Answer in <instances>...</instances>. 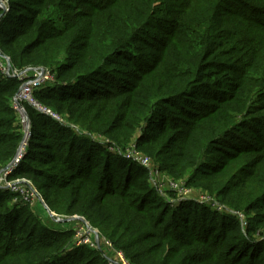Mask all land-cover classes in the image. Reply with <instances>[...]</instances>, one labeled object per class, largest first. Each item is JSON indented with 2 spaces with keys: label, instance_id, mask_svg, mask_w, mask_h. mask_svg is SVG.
<instances>
[{
  "label": "trees",
  "instance_id": "trees-1",
  "mask_svg": "<svg viewBox=\"0 0 264 264\" xmlns=\"http://www.w3.org/2000/svg\"><path fill=\"white\" fill-rule=\"evenodd\" d=\"M0 1V51L13 68H48L63 54L34 98L68 123L25 104L30 137L9 181H30L51 211L82 217L129 264H264V242L248 236L264 234V215L245 234L234 216L194 201L173 207L124 151L139 132L134 149L161 171L189 170V183L237 162L235 179L258 187L245 211L264 206V0ZM18 87L0 72V170L22 140ZM70 125L115 135L122 149ZM204 190L232 208L230 190ZM15 197L0 189V264H108L105 249L74 245Z\"/></svg>",
  "mask_w": 264,
  "mask_h": 264
},
{
  "label": "rangeland",
  "instance_id": "rangeland-1",
  "mask_svg": "<svg viewBox=\"0 0 264 264\" xmlns=\"http://www.w3.org/2000/svg\"><path fill=\"white\" fill-rule=\"evenodd\" d=\"M0 55L6 56L10 59V56L5 52L4 53L1 52ZM62 59H63V54L59 53L57 60H55L51 65L48 66V68L51 69V71H53L54 74L56 73V71L58 69V64L60 63V61ZM10 62H11V59H10ZM40 67H42V66H40ZM34 68H37V67H34ZM43 68H46V67L44 66ZM18 89H19V87H18ZM58 116H59V114H58ZM59 117L63 120V123L66 122V124H68L66 121L67 118L65 116L62 115V117H61V115H60ZM194 125H195V123H194ZM70 126L72 128H75L72 125H70ZM196 126H199V125H196ZM75 130L78 131L79 133H83V131H82L83 129H81V127H77V128H75ZM21 132H22V129H21ZM23 134L24 133H22V140H23ZM83 134H85L86 136H89L93 141L99 142L100 144H102L105 147H107L108 143L110 142V143H113L117 149H120V150L122 149V145L118 143L119 141L117 142L118 138H117V140H115V135H113V137H112L113 140H112L106 136L104 137V136H101L97 133H95V134L94 133H83ZM243 134H247V133L245 131H243ZM139 135H140V133L137 132L135 134V136L131 139V143H129L127 146L123 145L125 148L124 151L125 152L126 151L131 152V153H129L131 156H136V154L141 155V156H145L143 153L138 151L137 148L134 149L135 145L133 143L135 142L136 138L139 137ZM120 141H122L121 138H120ZM114 142H116L117 144ZM250 142L253 146H257L256 145L257 142L254 143L252 140H250ZM24 144H25V141H24ZM24 144H23V147L21 148L22 150H24V148H26V147H24ZM108 148L110 149L109 146H108ZM254 155H255V153L247 154L248 158H252ZM211 157H214V155L207 156V158H211ZM150 160H151V166L150 165L148 166V168L150 167V169H151V172L149 171V173L151 174L150 182L157 186L158 195L161 197V199L165 203L173 205V207L176 206L177 204L181 203V202L194 201L199 205H203L204 207H207L208 209L210 208L213 212H216L218 216H222L221 214H225V215H229V216H234L239 220V214H241L243 216V218L241 219V223H244L247 225L250 222V220H252L253 218H256L258 214L264 215V206L259 207L258 211H252L250 213L246 212V211H248L246 209V204L248 203L247 200H251V199L255 198V193L257 192L258 187L256 186L255 183L250 182V183L242 184L241 182H239V180L235 179L236 174H237L236 171L239 167L238 166L239 163H237V162L234 163L232 161V162L228 163V165L225 168H223L224 171L223 170H221V171L216 170L214 172L211 171L210 176H205V174L200 173L197 175V179L193 180L192 183H189L188 181L191 177V173L189 170L183 174L180 171V169L177 168V166H175L176 168L171 171L172 173L167 172V171H161L158 167V165H160V164H157L155 162L156 159L150 158ZM237 161L239 162V160H237ZM171 162H173V161H171ZM241 162H244V161H241ZM8 176H9V174L5 175L3 170H0V189L6 190V191L10 190L12 188V184H14L16 187L26 185L29 189L33 190L34 193L35 192L37 193V195H35L33 197L30 204L25 201L24 197H20V198L15 197L13 199V201L14 202H20L22 204H27L29 206L32 214L35 216V218L41 224L48 226L49 228H56L59 230L69 231L73 234V239L75 237L77 230L83 229L82 232H85V230H87V226H89L91 229L96 230L98 232V234L101 236V234L98 231L99 229L92 227L90 225V223L86 222L85 220L84 221L83 220H70V221L62 222L61 221L62 219L72 218V217H74V215L72 217H70V216H65V215L59 214L57 212L51 211L47 207L45 202L43 201V199L41 197V193L37 192V188L35 185H33L30 181L25 180V179H23L25 181V183L24 184L21 183L22 178L15 180V181L14 180L9 181ZM206 187L211 188L213 191H215L217 189H222V188H226V190H228V191L230 190L232 193V196H233V200H234V204H232V206H231L232 208L228 207V205L223 203V201H222L223 199L217 197L216 194L210 195L209 192L205 191L204 188H206ZM238 202L243 203V206L237 205ZM234 206H236V207L238 206V208H241V209L235 210V209H233ZM47 210H49L51 213H53V217H51L49 215ZM58 222H62V223H58ZM245 227L242 230L245 234H247L248 231H246ZM147 228H151V227H147ZM151 229L154 230L153 228H151ZM151 229H146V230L150 231ZM199 231H200V228H196L195 233H198ZM248 236H250L252 238L255 237V240H254L255 242H264V234L261 233V231L259 232L258 235H257V233H248ZM155 243H156V241L153 240V241H149V242L144 243V244H140L138 246L131 248L130 252H137V250L141 251L143 248H149L152 246V244H155ZM122 255H123V253H122ZM124 258H125V256H124ZM226 258H227V263H228V261L233 262L234 257H226ZM241 263L247 264V261L242 260Z\"/></svg>",
  "mask_w": 264,
  "mask_h": 264
},
{
  "label": "built area",
  "instance_id": "built-area-1",
  "mask_svg": "<svg viewBox=\"0 0 264 264\" xmlns=\"http://www.w3.org/2000/svg\"><path fill=\"white\" fill-rule=\"evenodd\" d=\"M0 2L2 3L0 5L2 7L1 9L6 11L7 3L5 1ZM0 72L7 78H16L19 81V89L11 100V107L16 111L17 120L19 122L20 128L22 129V133H24L23 140L21 141L19 147L20 154L17 156V160L14 161L13 159L9 164H7L3 169H1L3 170L5 175H8L16 167L20 157L22 156L24 150H22L21 148L23 147L24 141V147H26L28 139L30 137V120L26 113L24 105L28 104L32 106L35 110L48 114L53 119L61 123H63V120L57 114H54L50 110L41 106L34 98L35 90L40 89L44 86L51 85L55 82V74L53 71H51V69L43 67H27L19 71L13 68V65L11 64L10 59L8 57L0 55ZM129 153L131 152H125L126 157L133 159L140 166L151 172L150 167L148 168L149 165L151 166L150 158L138 154H136V156H131ZM21 183L24 184L25 181L21 179ZM152 185L155 186L157 189L156 185ZM22 186L16 187L14 184H12V188L10 189V191L19 198L24 197L25 201L30 204L33 197L37 195V193H34L33 190L29 189L26 185ZM242 218L243 216L239 214L241 227L244 228L246 224L241 223ZM82 230L83 229H79L76 231L73 240L74 245H85L89 248L100 251L105 249L106 252L104 253V258L106 259L108 264H129L123 257L122 253L113 249L110 242L100 236L96 230L91 229L89 226H87V230H85V232H82Z\"/></svg>",
  "mask_w": 264,
  "mask_h": 264
},
{
  "label": "water",
  "instance_id": "water-1",
  "mask_svg": "<svg viewBox=\"0 0 264 264\" xmlns=\"http://www.w3.org/2000/svg\"><path fill=\"white\" fill-rule=\"evenodd\" d=\"M2 3L0 2V5H1ZM0 8H2L1 6H0ZM20 147V146H19ZM20 154V148L18 149V151H17V155H16V157L14 158V161H16L17 160V156ZM48 211V213H49V215L51 216V217H53V213H51L49 210H47ZM70 220H83V218H81V217H78V216H75V217H72V218H68V219H62L61 221L62 222H64V221H70Z\"/></svg>",
  "mask_w": 264,
  "mask_h": 264
}]
</instances>
